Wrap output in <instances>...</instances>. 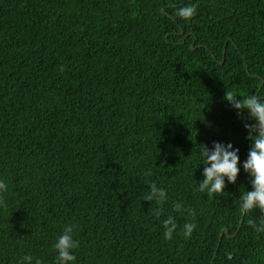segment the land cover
<instances>
[{"label": "trees", "instance_id": "obj_1", "mask_svg": "<svg viewBox=\"0 0 264 264\" xmlns=\"http://www.w3.org/2000/svg\"><path fill=\"white\" fill-rule=\"evenodd\" d=\"M187 4L197 14L175 16ZM226 90L264 97V0H0V264H56L70 224L75 264H264L248 224L264 212H240L255 121ZM213 142L240 150L241 171L209 198ZM153 182L167 190L159 217Z\"/></svg>", "mask_w": 264, "mask_h": 264}, {"label": "clouds", "instance_id": "obj_2", "mask_svg": "<svg viewBox=\"0 0 264 264\" xmlns=\"http://www.w3.org/2000/svg\"><path fill=\"white\" fill-rule=\"evenodd\" d=\"M197 14V6L187 4L177 8L175 16L191 20ZM64 67L61 66V71ZM225 99L236 110L238 115L243 118L245 110H247L248 118L255 121L254 123L245 122V128L249 132L248 138L253 141V144L248 152L247 159L243 163L244 171L251 177L252 190H246L240 196V212L247 214L254 209H259L264 212V97L257 94H251L241 97L237 92L226 90ZM214 147L209 149L204 145L201 150V157L205 165L203 170L204 179L199 183L198 191L206 193L209 198L215 195H223L226 188V180L229 183L235 184L240 174V156L239 149L234 148L232 143L213 142ZM151 171L144 173L150 176ZM8 191V186L5 181L0 180V206L6 208L5 193ZM167 190L157 187L156 183L150 185V192L145 195L144 200L154 201L160 207L156 210L157 217L163 214V205L167 201ZM174 212H187L194 216L195 212L185 208L182 203L176 202L173 204ZM248 224L258 233L264 232V215L260 219L259 225L251 219ZM164 238L171 240L173 233L178 225L169 215L163 220ZM197 227L195 223H185L183 235L191 237L194 229ZM75 225H66L63 233L58 237L54 245L58 255L56 264H75L77 259L74 251L80 247L79 240L74 238ZM19 264H43L40 258L33 257L31 254L24 255Z\"/></svg>", "mask_w": 264, "mask_h": 264}, {"label": "water", "instance_id": "obj_3", "mask_svg": "<svg viewBox=\"0 0 264 264\" xmlns=\"http://www.w3.org/2000/svg\"><path fill=\"white\" fill-rule=\"evenodd\" d=\"M163 12H165V9H163ZM167 15L171 17V15L169 13H167ZM224 231L227 232V229H224Z\"/></svg>", "mask_w": 264, "mask_h": 264}]
</instances>
